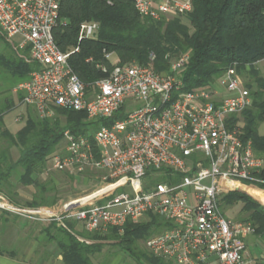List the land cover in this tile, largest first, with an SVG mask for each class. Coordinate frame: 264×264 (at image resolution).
Here are the masks:
<instances>
[{"label":"built area","instance_id":"1","mask_svg":"<svg viewBox=\"0 0 264 264\" xmlns=\"http://www.w3.org/2000/svg\"><path fill=\"white\" fill-rule=\"evenodd\" d=\"M133 2L140 16L153 20L193 10V0ZM60 3L0 0V29L8 39L18 38L20 47H28L37 66L20 85L23 104L41 118L59 108L109 121L92 138L65 130L49 157V171H101L97 202L61 201L55 210L19 205L0 193V211L65 228L73 220L99 233L122 230L128 221L153 213L168 224L145 242L155 256L176 264H259L247 250L255 226L228 217L221 205L228 193L264 186V159L235 121L252 105L236 69L230 68L218 82L223 91H193L185 89L181 73L188 54L160 73L153 53L147 64H120L117 58L112 62L114 52L104 51L107 63L97 66L105 75L86 84L69 62L79 46L64 52L54 39ZM98 29L97 22L81 23L79 41L95 37ZM259 202L264 209V201Z\"/></svg>","mask_w":264,"mask_h":264},{"label":"trees","instance_id":"2","mask_svg":"<svg viewBox=\"0 0 264 264\" xmlns=\"http://www.w3.org/2000/svg\"><path fill=\"white\" fill-rule=\"evenodd\" d=\"M263 10L264 0H193V10L185 17L153 20L140 16L133 0H61L53 35L64 52L79 46L69 62L86 84L105 75L97 66L107 63L104 51L114 52L120 64H147L153 53L154 68L160 73L169 72L175 58L188 54L189 61L181 70L186 90H214L232 67L238 76L247 75L248 80L242 82L250 90L252 105L235 121L241 122L245 140H250L256 154L264 159V135L260 133L264 124V74L257 67L264 60ZM85 21L97 22L99 29L95 37L79 41L80 25ZM0 41L11 52L0 53V72L17 84L26 82L37 68L30 60L29 48L9 42L1 29ZM14 107L11 99H5L0 107V193L19 205L52 207L61 199L65 184L60 185L57 174L49 171V157L61 144L64 131L92 138L90 131L94 134L109 121L89 120L83 111L57 108L53 116L41 118L29 110L24 124L13 131L5 125L4 116ZM13 148L20 153L16 161L12 159ZM83 173L59 174L72 183ZM44 174L46 178H42ZM26 187L32 188L30 199L21 197V189ZM263 187L228 193L221 205L224 211V207L242 202L243 210L249 213L243 220L250 221L256 228L255 236L264 239V209L259 202L264 197ZM46 223L41 230L47 235L45 243L56 244L64 264H94L93 257L109 240L139 264H175L139 247L140 241L146 242L168 226L153 213L144 220L128 221L122 230L111 228L107 233L81 232L79 223L73 220L66 221L67 228L54 221Z\"/></svg>","mask_w":264,"mask_h":264},{"label":"rangeland","instance_id":"3","mask_svg":"<svg viewBox=\"0 0 264 264\" xmlns=\"http://www.w3.org/2000/svg\"><path fill=\"white\" fill-rule=\"evenodd\" d=\"M187 14L179 15L186 16ZM183 17V18H184ZM9 42L11 41L13 44L15 42H18L19 39L15 38L14 41L8 39ZM26 48V47H23ZM0 53L3 55L11 54L8 47L5 45L3 41H0ZM117 56H113L111 58L112 62H115ZM262 63V62H261ZM260 63V64H261ZM260 65L257 64V67L261 70V73L264 74V65L262 69L259 67ZM247 75H240V79L243 81L248 80ZM21 85V84H20ZM20 85L15 83L13 81V78L6 73L0 72V107L2 106L5 98L11 99L12 95L15 94V97H18L17 92L20 90L24 91L20 88ZM6 95V96H5ZM5 96V97H4ZM33 113H36L34 109H32ZM20 111V110H19ZM22 111V109H21ZM23 111H25V107L23 108ZM28 112V111H27ZM18 114V111H13L10 114V118L7 119V123L10 126L11 130L15 131L19 126L23 125L25 120L16 119L14 116ZM16 119V120H15ZM262 126H264L262 124ZM91 136L93 133L90 131ZM13 159H16L19 156V150L17 148H13V151L11 152ZM57 175L56 177L61 182L60 185H63L62 192H61V199H68L71 197L80 196L85 193H89L91 189H94L97 187V191L101 187L100 184V178L102 176L101 171H97L94 169H87L84 171V176L78 175L77 180L74 182L68 183L65 181L64 177L59 174L60 172H55ZM47 174H44L42 178H46ZM18 174H15V181H17ZM163 179L158 178L157 181H162ZM68 184H67V183ZM32 196V188L26 187L21 189V197L22 199H30ZM225 214L234 219V220H243L248 218L249 213L243 210V203L237 202L233 205H229L227 207H224ZM146 219V217L142 218L141 220ZM7 220V221H6ZM140 221V220H139ZM47 226V223H40V222H33L27 219H24L22 217H16L12 214H7L5 212L0 211V249L4 250L6 252L10 250H19L22 245L26 243V241L29 239V237L39 236V234L43 233L41 230L43 227ZM78 230L81 232H90L94 233L92 231L87 230L85 227H83L81 224L77 226ZM113 229V228H112ZM116 229V228H114ZM118 230V229H116ZM109 232V231H108ZM107 233V232H106ZM114 241L109 240L108 243H106L101 250V252L97 253V261L99 263H105L109 261H113L115 258H117L119 255H122L124 259H127L126 261L128 263L132 264H139L135 260H133L131 257H128V253L124 252L121 248L114 246L112 243ZM139 247L142 250H145L148 252V249L145 245V241H140ZM247 250L250 253V255L253 257V259L258 263H264V239L260 237H251L248 240L247 244Z\"/></svg>","mask_w":264,"mask_h":264},{"label":"crops","instance_id":"4","mask_svg":"<svg viewBox=\"0 0 264 264\" xmlns=\"http://www.w3.org/2000/svg\"><path fill=\"white\" fill-rule=\"evenodd\" d=\"M262 62V63H261ZM258 63L260 65L259 67L262 69L264 65V60ZM261 63V64H260ZM263 70V69H262ZM264 72V70H263ZM22 84L19 83V85ZM214 89L217 91H223V86L220 83H216L214 86ZM18 97H15V94H13L11 97V100L14 101L15 107L4 116V122L7 128H10V126L7 123V119H9L11 112L18 111V114L14 116L16 119L25 120L27 117V114L29 110H31V106H27L23 104V92L20 90L17 92ZM6 96V95H5ZM4 96V97H5ZM6 99V98H5ZM25 107V111H23V108ZM22 109V111H21ZM34 109V108H32ZM20 110V111H19ZM35 110V109H34ZM28 111V112H27ZM15 119V120H16ZM264 125V124H263ZM260 133L264 135V126H260ZM13 151V149H12ZM20 155V153H19ZM19 158V156L16 159H12L16 161ZM61 201H69V202H75V203H81L82 201H94L97 202V187L94 189H91V191L85 194H82L80 196L71 197L68 199H62L59 200L58 203L54 206H52L53 209L59 210L62 207ZM44 223V222H40ZM46 223V222H45ZM46 233L43 232L39 234V236L29 237V239L26 241L24 245L19 250H10L6 253L0 252V264H64L63 263V256L61 255V252L59 248L54 243H45L46 240ZM97 255V254H96ZM127 259H124L122 255H119L117 258H115L113 261L109 263V261L103 263V264H132L128 263L126 261ZM94 264H102L97 261V256L93 257ZM176 264V263H175Z\"/></svg>","mask_w":264,"mask_h":264},{"label":"bare ground","instance_id":"5","mask_svg":"<svg viewBox=\"0 0 264 264\" xmlns=\"http://www.w3.org/2000/svg\"><path fill=\"white\" fill-rule=\"evenodd\" d=\"M263 201H264V197H263V199H262Z\"/></svg>","mask_w":264,"mask_h":264}]
</instances>
